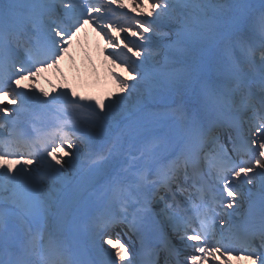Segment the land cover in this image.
I'll return each instance as SVG.
<instances>
[{
    "label": "snow or ice",
    "instance_id": "1",
    "mask_svg": "<svg viewBox=\"0 0 264 264\" xmlns=\"http://www.w3.org/2000/svg\"><path fill=\"white\" fill-rule=\"evenodd\" d=\"M131 5L0 0V264H264V0ZM86 24L123 95L23 91Z\"/></svg>",
    "mask_w": 264,
    "mask_h": 264
},
{
    "label": "bare ground",
    "instance_id": "2",
    "mask_svg": "<svg viewBox=\"0 0 264 264\" xmlns=\"http://www.w3.org/2000/svg\"><path fill=\"white\" fill-rule=\"evenodd\" d=\"M128 5L129 7L124 11L127 12L129 16L136 15V13L132 11L131 3ZM77 35L79 36V40L82 41V44L78 46L76 43V39H72V42L68 46V51L65 56L67 59L63 62L62 65L58 66L57 68H53L51 72H44L40 77H38L36 79V86L42 87L45 85L47 86V88L51 89L50 83L54 82L55 84L59 80H70L76 84H85L90 82L93 83L99 80L103 81L104 79H106L105 76H107L110 81H112L117 87H119L117 81L112 77L111 72L114 71L120 76L127 78L128 73L125 71V69L120 67L119 64H113L110 59H107V47L103 38L97 33H94V35L90 37L89 35H87L86 31H80ZM128 39H132L129 34ZM148 44H150L152 47H155L157 44V40L152 37L151 42H148ZM157 59L159 60L161 59V57H157ZM47 80L50 81L46 82ZM24 86L25 87L22 90L28 91V86ZM44 91L47 92L45 89ZM51 92L52 91H49L48 93ZM43 115L52 117L49 112H43ZM78 134L87 138V132L84 129H81ZM83 153L84 147L81 146V158H83ZM248 187L252 186L249 185Z\"/></svg>",
    "mask_w": 264,
    "mask_h": 264
},
{
    "label": "rangeland",
    "instance_id": "3",
    "mask_svg": "<svg viewBox=\"0 0 264 264\" xmlns=\"http://www.w3.org/2000/svg\"><path fill=\"white\" fill-rule=\"evenodd\" d=\"M113 49L108 50V53H112L111 51ZM124 69V68H123ZM106 79L103 81H96V82H90L85 84H76L73 81L70 80H61L57 83H50L51 89L47 88V86H42L39 89H45L47 92L52 91L51 93H54L55 95L63 90H71V92L77 93L79 96H86V94L89 97H97V98H104V97H115L119 95H123V93L120 92V88L117 87L112 81L108 79L107 76H105ZM127 79V77H124ZM28 82L32 80H27ZM50 93V94H51ZM39 94V93H37Z\"/></svg>",
    "mask_w": 264,
    "mask_h": 264
}]
</instances>
